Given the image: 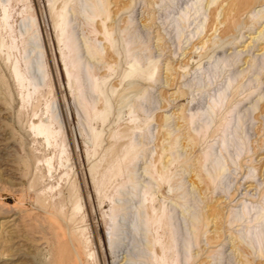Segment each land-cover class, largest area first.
Listing matches in <instances>:
<instances>
[{
    "label": "rangeland",
    "instance_id": "1",
    "mask_svg": "<svg viewBox=\"0 0 264 264\" xmlns=\"http://www.w3.org/2000/svg\"><path fill=\"white\" fill-rule=\"evenodd\" d=\"M245 2L0 0V264H264Z\"/></svg>",
    "mask_w": 264,
    "mask_h": 264
},
{
    "label": "bare ground",
    "instance_id": "2",
    "mask_svg": "<svg viewBox=\"0 0 264 264\" xmlns=\"http://www.w3.org/2000/svg\"><path fill=\"white\" fill-rule=\"evenodd\" d=\"M246 0H227V5H228V8L230 9V10H237V12H240V11H242L243 9L242 8H239L240 6V4L241 3H243V2H245ZM256 1V0H255ZM241 2V3H240ZM249 2H250V0H249ZM246 3V2H245ZM248 3V2H247ZM252 3V2H251ZM244 4V3H243ZM253 4V3H252ZM96 5V4H95ZM247 5V4H246ZM245 6V5H244ZM243 7V6H242ZM247 7V6H246ZM227 8V9H228ZM243 8H245V7H243ZM251 8V7H250ZM245 10V9H244ZM250 9H248V11H249ZM237 14H239V13H237ZM54 30V29H53ZM42 67V66H41ZM139 66H138V64H135L134 66H132L131 68H129V71L131 72V71H140L139 70V68H138ZM38 68H40V65L38 66ZM13 73H14V75H15V77H16V79H17V81L19 82L20 81V78H19V74H18V72H17V70H16V68L14 67L13 68ZM152 74V72L151 71H149V72H146L145 73V75H146V77H149L150 75ZM14 78V77H13ZM213 105L214 104H212V105H210L209 107V109H212V107H213ZM131 111V110H130ZM192 117L190 118V122L192 121ZM32 128L34 129V131H36V133L37 134H39V135H43L44 137H48L50 134H51V132L49 131V129H48V127L46 126V125H44V124H37V125H34V126H32ZM52 131V130H51ZM51 137V136H50ZM130 180H131V177L129 178ZM145 223V222H144Z\"/></svg>",
    "mask_w": 264,
    "mask_h": 264
}]
</instances>
